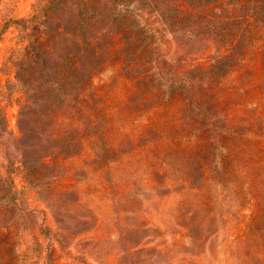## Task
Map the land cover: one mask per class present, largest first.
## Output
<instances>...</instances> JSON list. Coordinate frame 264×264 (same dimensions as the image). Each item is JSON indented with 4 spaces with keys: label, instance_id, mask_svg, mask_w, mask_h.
I'll return each mask as SVG.
<instances>
[{
    "label": "rangeland",
    "instance_id": "rangeland-1",
    "mask_svg": "<svg viewBox=\"0 0 264 264\" xmlns=\"http://www.w3.org/2000/svg\"><path fill=\"white\" fill-rule=\"evenodd\" d=\"M43 2L0 0L12 136L28 43L16 22ZM89 10L87 86L69 112L35 119L44 135L20 144L39 148L10 163L0 145V264H264V0Z\"/></svg>",
    "mask_w": 264,
    "mask_h": 264
},
{
    "label": "trees",
    "instance_id": "trees-1",
    "mask_svg": "<svg viewBox=\"0 0 264 264\" xmlns=\"http://www.w3.org/2000/svg\"><path fill=\"white\" fill-rule=\"evenodd\" d=\"M102 3L104 0H74L69 8L67 0H44L34 14L17 20L20 30L28 38L27 45L18 51L14 60L17 68L14 83L19 84L22 93L19 101L20 136L10 135L6 116L0 114V145L10 163L13 162V149L23 153L27 149L39 148V144L32 142L20 144L23 138L32 134L44 135L42 130L35 128V119L48 121L54 114L69 112L68 103L87 86L94 59L89 54L93 40L81 35L87 31L82 30L81 22L87 18L90 25L98 23L94 20L95 15H89V9L96 13V6ZM38 96H41V104L35 101ZM54 131L58 137L59 131ZM51 145L48 144L47 149L57 148L55 144Z\"/></svg>",
    "mask_w": 264,
    "mask_h": 264
}]
</instances>
